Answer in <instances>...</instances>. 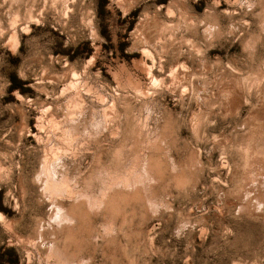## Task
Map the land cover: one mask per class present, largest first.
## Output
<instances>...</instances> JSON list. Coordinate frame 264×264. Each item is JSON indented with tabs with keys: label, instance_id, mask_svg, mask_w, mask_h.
Masks as SVG:
<instances>
[{
	"label": "clouds",
	"instance_id": "9594fccd",
	"mask_svg": "<svg viewBox=\"0 0 264 264\" xmlns=\"http://www.w3.org/2000/svg\"><path fill=\"white\" fill-rule=\"evenodd\" d=\"M0 264H264V0H0Z\"/></svg>",
	"mask_w": 264,
	"mask_h": 264
}]
</instances>
